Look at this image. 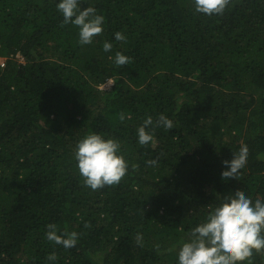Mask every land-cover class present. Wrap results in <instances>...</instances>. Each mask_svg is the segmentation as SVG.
Wrapping results in <instances>:
<instances>
[{"label":"trees","instance_id":"trees-1","mask_svg":"<svg viewBox=\"0 0 264 264\" xmlns=\"http://www.w3.org/2000/svg\"><path fill=\"white\" fill-rule=\"evenodd\" d=\"M56 3L0 0V264H178L225 197L264 200V0L219 15L192 0H81L105 17L86 45ZM117 51L130 62L115 65ZM161 114L173 129L154 127ZM148 116L153 141L140 145ZM90 132L120 141L118 184L84 185L73 153ZM241 147V179L222 181ZM50 223L77 232L75 247L48 241ZM243 264H264V250Z\"/></svg>","mask_w":264,"mask_h":264},{"label":"clouds","instance_id":"clouds-1","mask_svg":"<svg viewBox=\"0 0 264 264\" xmlns=\"http://www.w3.org/2000/svg\"><path fill=\"white\" fill-rule=\"evenodd\" d=\"M81 0H57L56 8L63 16V24H72L78 28V42L81 45L91 44L93 38L103 31L105 17L99 14L95 7L81 9ZM194 11L204 15L223 14L230 5V0H192ZM117 41L125 40V36L117 31L114 33ZM113 44L103 43V50L110 51ZM130 57L117 51L113 63L117 66L126 65ZM124 120L125 114L119 115ZM153 118L148 116L137 128V138L140 145L153 141ZM154 127L171 130L173 121L161 114ZM74 158L76 167L83 183L93 190L104 186L118 184L128 173L129 162L121 151V144L115 138L105 137L100 133L90 132L79 139L75 145ZM248 150L241 147L232 157L231 162H222L220 179L224 182L238 181L240 173L246 167ZM155 166V159L147 161ZM136 167V165H132ZM46 239L64 248L75 247L78 233L75 231L59 233L57 225H47ZM253 250H264V200L255 201L243 192H236L225 197L223 202L211 210L204 221L198 223L191 232V238L184 241L177 253L178 264H243L248 260ZM49 261L56 260L55 253L47 257Z\"/></svg>","mask_w":264,"mask_h":264},{"label":"built area","instance_id":"built-area-1","mask_svg":"<svg viewBox=\"0 0 264 264\" xmlns=\"http://www.w3.org/2000/svg\"><path fill=\"white\" fill-rule=\"evenodd\" d=\"M20 61L23 62V58L20 57ZM5 65V59L4 57H0V66H4ZM113 83V80L112 79H108L107 82L105 83V86H102L104 88H109Z\"/></svg>","mask_w":264,"mask_h":264},{"label":"rangeland","instance_id":"rangeland-1","mask_svg":"<svg viewBox=\"0 0 264 264\" xmlns=\"http://www.w3.org/2000/svg\"><path fill=\"white\" fill-rule=\"evenodd\" d=\"M104 86H105V84H104Z\"/></svg>","mask_w":264,"mask_h":264}]
</instances>
